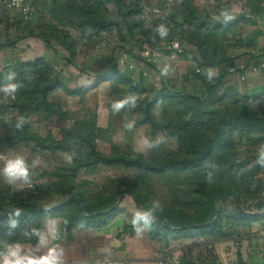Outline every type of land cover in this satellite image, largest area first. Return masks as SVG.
Wrapping results in <instances>:
<instances>
[{
	"label": "rangeland",
	"instance_id": "obj_1",
	"mask_svg": "<svg viewBox=\"0 0 264 264\" xmlns=\"http://www.w3.org/2000/svg\"><path fill=\"white\" fill-rule=\"evenodd\" d=\"M114 1L105 5L112 26L97 34L78 27L70 7L77 3L75 0H35L36 15L27 23L15 12L0 9V83L4 81L0 87L7 83L5 77L14 73L15 66L38 61L35 67H25L24 71L31 73L28 81L33 88L42 82L53 88L46 105L38 104L39 110H34L33 104L22 105L19 91L14 98L0 92V155L4 157L0 164L19 155L31 170V184L18 181L10 185L0 175V190L9 195L22 191L38 198L44 193L49 197L39 200V205L53 207L67 199L69 187L92 196L121 189L126 181L139 178L143 193L150 200L167 208L189 211L192 183L199 179L197 174L151 177L141 176L135 170L104 166L72 172L77 167L73 156L55 143L68 146L82 157L86 152L85 138H92L96 150L103 154L114 148L122 152L131 149L149 161L186 152L173 134L174 126L181 120L176 106L164 102L152 109L160 125L156 131L140 123V110L154 97L148 90L161 88V74L166 76L172 90L189 94L202 89L199 77L203 72L208 73L205 76L209 80L216 79L222 71L201 67L200 45L214 59H225L240 69L251 63L253 56L264 54V0H189L190 7L183 0H124L123 13L127 16L124 20L117 14ZM223 12L234 18L226 21ZM160 28L167 35L161 36ZM29 32H46L57 54L41 40L25 38ZM239 40L246 43L244 48ZM173 41L183 48L176 61H170L166 51ZM153 48L160 51V58L152 64L156 69L141 58L144 51ZM130 65L132 69L128 68ZM113 67L109 81L101 78L111 75ZM228 73L218 97L228 87L229 96L224 102L210 103V113L219 106L222 114H226L235 106L233 99L238 96L250 98L244 103L253 112L264 114V73L250 75L244 81L233 67ZM11 83H15L14 79ZM130 95L137 98L136 107L113 113V102ZM34 99L37 103V98ZM18 102L21 106L14 108ZM20 117L24 123L18 129ZM129 122H134L131 130L125 128ZM69 130L74 131L72 135L65 133ZM232 136L234 150L230 157L234 164H220L224 172L222 183L236 193L239 209L255 213V205L264 201V161L259 156L264 132L241 134L233 130ZM144 138L155 146H143ZM69 158L71 163L67 162ZM217 207L223 219L221 232L213 237L170 241L165 246L162 242H150L145 230H125L140 211L130 198L124 197L119 205L121 212L107 228L85 234L77 231L76 245H58L63 249L64 264L80 260L77 257L80 255H72L69 250L81 254L85 243L102 251V255L111 253L134 264H264V219L240 228L237 227L240 220H233L237 211L232 200L218 202Z\"/></svg>",
	"mask_w": 264,
	"mask_h": 264
},
{
	"label": "trees",
	"instance_id": "obj_2",
	"mask_svg": "<svg viewBox=\"0 0 264 264\" xmlns=\"http://www.w3.org/2000/svg\"><path fill=\"white\" fill-rule=\"evenodd\" d=\"M75 1L77 3L75 2L70 6L71 12L74 14L81 30L88 29L90 34H97L112 26V23L108 21L109 16L105 8L109 0ZM123 2L124 0H116L114 5L117 14L124 20L127 16L123 13ZM183 2L187 4L189 0H183ZM187 6L190 7L191 4H187ZM133 28H135V25ZM26 37L41 40L47 48H51L57 54L50 36L46 32L39 34L29 32ZM239 45L244 48L246 43L239 40ZM199 49L203 51L201 52V67L205 70L219 69L222 73L216 79L210 80L206 76H200L199 82L202 89L197 94L172 90L167 85L166 76L161 74V88L148 90L149 93L154 95L153 100L140 110L142 116L140 123L147 124L152 130L156 131L160 128V125L153 117L152 109L164 102L176 106L180 110L181 120L174 126L173 134L177 143L185 148L186 152L175 157L169 156L156 161H149L142 155L134 153L131 149L122 152L114 148L109 154H103L96 150L92 138H85L83 140L86 150L84 158L80 153L69 149L68 146L55 143L57 146L60 145L61 150H66L73 156L77 167H74L72 172L83 168L93 171L97 167L104 166L135 170L143 174L141 176L151 177L176 176L178 178L186 173H195L199 179L192 183L193 196L189 204L191 209L189 211H178L150 200L143 193L139 178L134 181H126L121 189L92 196H88L84 191H73L74 187H69L65 193L67 199L53 207L39 205V200H46L49 197L44 193L38 198L22 191L9 195L8 192L5 193L0 190V251L11 244L34 243L36 236L31 234V230L40 231L42 224L47 219L59 221L61 238L55 243L65 238L71 239L74 231L87 232L93 230V232H96L103 230L121 212L119 205L124 197L130 198L142 213L151 210L150 222L145 224L140 221L137 223L136 228L140 231L145 230L150 242H162L165 246L170 241L213 237L221 232L223 219L217 203L227 199L232 200L236 206L237 213L233 220H240L237 227H251L252 224L264 219V201L255 205V213H247L238 208L239 201L236 193L228 188L226 183H222L224 172L220 167L221 163H223L221 166L234 164L230 157L234 150L232 131L237 130L241 134L244 132H264V114L253 112L244 103L243 100L248 101L250 98L244 99L238 96L233 99L235 106L226 114H222L219 106L212 113L208 110L210 103H221L228 98L231 88L228 87L222 96L218 97V93L221 87L223 88L222 83L229 74V68L233 67L234 71L238 72L240 70V73H243L247 68V64L241 69L236 68L228 64L225 59H214L211 53L203 50L201 45ZM253 57L255 58L251 60L252 62L258 58H264V54ZM37 62L20 64L13 68L15 73L14 82L22 85L18 90L21 93L20 96L24 99H22V105L24 103L33 104L34 110H39L38 104L41 106L46 105L47 95L53 89L44 82L42 84L36 83L33 88L28 81L31 73L24 71V69L28 66L35 67ZM148 65L156 69L155 65ZM113 72L114 67L111 75L101 78L109 81ZM5 76L4 73L3 77ZM137 86L138 88L141 87V83L138 82ZM34 97L37 98V103ZM19 106H21L19 102L13 105L14 108ZM73 132L69 130L65 133L72 135ZM45 175L57 176L54 173H45ZM14 208L22 209L20 216L9 215ZM10 219L16 221L15 228L11 227ZM131 221L125 226V230L137 232L134 230ZM25 231L29 233L27 237L23 235Z\"/></svg>",
	"mask_w": 264,
	"mask_h": 264
},
{
	"label": "clouds",
	"instance_id": "obj_3",
	"mask_svg": "<svg viewBox=\"0 0 264 264\" xmlns=\"http://www.w3.org/2000/svg\"><path fill=\"white\" fill-rule=\"evenodd\" d=\"M225 20H231L234 17L229 12H223ZM161 36L167 35L166 30L159 29ZM15 73H11L5 77L7 83L0 87V92L10 97H15V94L22 87L20 83H11L14 79ZM137 104V98L134 95L125 97L124 99L113 102L111 105L113 113H119L125 108H135ZM24 118L20 117L16 127L22 128ZM134 126V122H129L125 125V128L131 130ZM142 145L147 148H152L153 145L147 138L142 140ZM159 141H157V144ZM259 156L261 161H264V145L259 148ZM68 163H71V158L68 159ZM36 162H33L35 166ZM0 175H2L6 181L10 184H16L18 181L23 184H31V170L29 164L24 157L15 156L14 158L6 159V162L2 169H0ZM22 209L14 208L10 211V216H20ZM151 210L149 212H137L131 221L134 230L139 232L140 229L136 228L138 222L143 221L145 224L150 222ZM12 228L16 227L15 220H9ZM10 234V233H9ZM31 234L38 237V243L35 248H30L27 252L22 251L19 245L11 244L7 245L4 250L0 251V264H64L63 249L55 243L60 240V228L55 219H47L44 224V231H38L36 229L31 230ZM23 235L27 237L29 233L23 232ZM41 249H46L41 255H36Z\"/></svg>",
	"mask_w": 264,
	"mask_h": 264
},
{
	"label": "built area",
	"instance_id": "obj_4",
	"mask_svg": "<svg viewBox=\"0 0 264 264\" xmlns=\"http://www.w3.org/2000/svg\"><path fill=\"white\" fill-rule=\"evenodd\" d=\"M0 9L15 12L20 18V20L23 21L24 23L29 22L36 15L34 0H0ZM166 51L168 52V57L170 61H176L179 58V56L183 54V48L178 41L171 42L167 46ZM141 58L145 63L153 64L154 62L157 61L158 58H160V51L158 49L144 51L141 54ZM128 68L132 69L133 67L130 65ZM258 72H264V58H260L255 62L249 63L245 71L239 74L240 80L244 81L246 77L250 75H255ZM3 159L4 157L0 155V161ZM3 166L4 164H0V169H2ZM99 264H134V263L129 260L104 257L101 259Z\"/></svg>",
	"mask_w": 264,
	"mask_h": 264
},
{
	"label": "crops",
	"instance_id": "obj_5",
	"mask_svg": "<svg viewBox=\"0 0 264 264\" xmlns=\"http://www.w3.org/2000/svg\"><path fill=\"white\" fill-rule=\"evenodd\" d=\"M248 65V64H247ZM246 65V66H247ZM237 75L241 74L240 73V70L238 72H236ZM264 73V72H263ZM203 75L207 76L208 73H205L203 72ZM202 75V76H203ZM252 78V77H250ZM248 78V79H250ZM46 222V221H45ZM45 222L42 224V228L40 231H44V224ZM58 222V221H57ZM59 225V223H58ZM77 231H74L72 233V238L71 239H63L62 241L60 242H57V244H64V243H69L70 245H76V241H77V236L79 235L78 233H76ZM81 233H84L82 231H79ZM85 234V233H84ZM82 236V235H81ZM95 239V238H94ZM38 243V237H36V240L34 243H31V242H28L27 244H16V245H19L20 248L22 249V251L24 252H27L30 248H35L36 245ZM89 243H85V244H82L81 247H83V253H79L78 251H73V250H69V253L72 254V255H80V256H77V257H81L80 260H73L71 264H99V262L101 261L102 258L104 257H109V258H114V259H121L123 260L122 258H119V257H115L114 255H111V253H106L105 255H102V251H98V249H94V247L92 248L91 245ZM88 245V246H87ZM43 251V249H41L39 252H36L35 254L36 255H40L41 252ZM126 259V258H124ZM129 259V258H128Z\"/></svg>",
	"mask_w": 264,
	"mask_h": 264
}]
</instances>
